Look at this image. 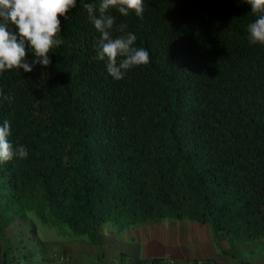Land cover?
Wrapping results in <instances>:
<instances>
[{
    "label": "trees",
    "instance_id": "obj_1",
    "mask_svg": "<svg viewBox=\"0 0 264 264\" xmlns=\"http://www.w3.org/2000/svg\"><path fill=\"white\" fill-rule=\"evenodd\" d=\"M31 213L264 242V0H0V264H74Z\"/></svg>",
    "mask_w": 264,
    "mask_h": 264
},
{
    "label": "rangeland",
    "instance_id": "obj_2",
    "mask_svg": "<svg viewBox=\"0 0 264 264\" xmlns=\"http://www.w3.org/2000/svg\"><path fill=\"white\" fill-rule=\"evenodd\" d=\"M30 222L29 224L35 227L36 237L38 240L45 243H50L54 241H62L65 239L79 240L83 241L85 237L73 235L70 233V230L64 226H52L42 221L41 219L35 217L32 213L29 214ZM108 236V235H107ZM211 236H217L218 238L223 234L218 233L216 235L212 234L210 228L208 226L199 227L194 223H190L187 220H174L170 218H166L162 220L159 224H146L140 225L133 229L127 230L123 233H117L114 231V234L110 238H116V241L109 243V252L110 251H128L127 249L136 248V250L147 249V248H161L164 251V255H168L167 249L171 251V253L176 257L178 261H182L184 256L189 257L188 259H200L205 260L203 258V245H207L208 243H204L209 240L212 242L210 245L216 247V252L219 253L221 250V242L219 239L212 241L208 238ZM106 237L105 233L99 235L97 242L94 245L99 246ZM215 241V244H214ZM225 246H227V242L225 241ZM148 242V243H147ZM123 243L124 248L121 246ZM255 249V248H254ZM254 252H250L249 254L253 257L249 261L256 257L254 256L257 253V256L262 251L261 248H256ZM129 250V251H130ZM248 249L245 248L242 250L244 253ZM130 253V252H129ZM116 256V255H115ZM109 260L114 262L117 261V257L108 256ZM174 260V259H173ZM21 262L23 259L21 258ZM232 264V263H231Z\"/></svg>",
    "mask_w": 264,
    "mask_h": 264
},
{
    "label": "crops",
    "instance_id": "obj_3",
    "mask_svg": "<svg viewBox=\"0 0 264 264\" xmlns=\"http://www.w3.org/2000/svg\"><path fill=\"white\" fill-rule=\"evenodd\" d=\"M159 224V223H158ZM146 225V224H143ZM140 226V225H139ZM137 227V226H136ZM135 228V227H134ZM133 229V228H131ZM130 230V229H129ZM127 231V230H125ZM123 231V232H125ZM121 232V233H123ZM120 234V233H119ZM108 238H104V241L99 245H94L89 243L87 240L80 241L79 240H72V239H65L62 241H54L50 242L51 248L56 250L57 252H64L65 254L69 255L71 257V260L74 262V264H128L131 259H151V258H164V257H171L174 259L176 264H187V260H189V257L184 256L182 261H178L176 257L171 253L170 250H166L168 252V255H164V251L161 250V248H147V249H141L136 250V248L127 249L128 251H110L111 253H108L109 251V243L116 241V238H110V236H107ZM218 240L221 242V250L219 253L216 252V247L213 245H210L212 242L209 240L205 241L204 243H208L207 245H203V258L206 259H215L217 263H225V264H231L234 263V259L238 260H244L247 261L249 264H264V242L262 241H252L247 243H239L236 244L232 250L231 255L233 256H227L225 253L227 251V246H225L224 243V236L217 237V236H209L208 238L212 241ZM148 243V242H147ZM215 244V241H214ZM50 246V245H49ZM121 246L124 248L123 243H121ZM247 248L248 250L244 253L242 250ZM261 248L260 254L257 256V253L254 255L256 256L252 262L249 261V258L251 259L253 256L249 254V251L252 253L254 252L253 249ZM254 249V250H255ZM130 250V251H129ZM130 252V253H129ZM117 257V261L112 262L109 260L108 256ZM116 255V256H115Z\"/></svg>",
    "mask_w": 264,
    "mask_h": 264
},
{
    "label": "built area",
    "instance_id": "obj_4",
    "mask_svg": "<svg viewBox=\"0 0 264 264\" xmlns=\"http://www.w3.org/2000/svg\"><path fill=\"white\" fill-rule=\"evenodd\" d=\"M53 255L57 258L58 262L66 259L65 256L62 255H57V254H53ZM144 264H176V263L171 257L167 256L164 258H159L153 262L149 259ZM187 264H207V262L205 260H200V259H189L187 260Z\"/></svg>",
    "mask_w": 264,
    "mask_h": 264
}]
</instances>
